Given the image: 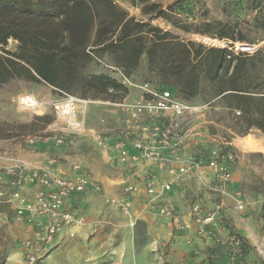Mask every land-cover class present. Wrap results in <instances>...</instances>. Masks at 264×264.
Masks as SVG:
<instances>
[{
	"label": "rangeland",
	"instance_id": "rangeland-1",
	"mask_svg": "<svg viewBox=\"0 0 264 264\" xmlns=\"http://www.w3.org/2000/svg\"><path fill=\"white\" fill-rule=\"evenodd\" d=\"M114 1L131 16L169 30L182 40L204 43L209 37L218 44L241 41L182 28L184 24L196 28L217 20L234 23L246 41L261 45L264 54V9H250V0ZM150 2L164 9L173 4V21L145 13L142 7ZM18 47L16 40H9L8 49L15 52ZM143 57L129 75L112 55H93L86 72L106 73L124 83L129 92L122 98L84 97L25 78L12 79L0 87V264H27L29 251L37 252L43 264H264V132L253 127L245 135L240 133L225 103L219 97L212 98L210 84L203 81L200 96L192 102L183 100L179 89L173 93L197 108L181 119L182 137L167 151L175 171H163L169 177L166 182L172 185L171 190L176 182L181 187L172 201L166 195L171 190L156 197H164L162 203L151 199L146 179L156 171L141 176L140 166L156 165L155 160H121L117 154V141L114 144L113 140L134 123L133 104L146 95L142 86L158 89L163 83ZM24 94L41 100V109L22 108L19 98ZM71 97L84 124L80 130L58 115L54 107L57 101ZM43 115L50 116L51 121L46 125L42 121L37 126L30 124ZM144 121L141 117L137 125ZM161 121L176 122V118ZM140 136L147 138L142 133ZM228 153L232 159L226 156ZM20 161L27 164V171H49L67 178L86 174L102 186V191H91V195L78 199L82 204L77 203L76 210L69 211L81 221L66 226L48 244L38 243L37 233L43 232L42 225L50 220L25 208L34 200L38 183L26 181L15 188L12 182L16 175L6 172ZM222 166L230 172L225 194L217 192ZM155 180L161 190L166 182L158 185L157 177ZM16 190L20 197H15ZM220 201L224 208L218 219L217 237L238 235L240 246L220 244L208 234H192L195 229L178 228L181 221L191 217L194 205L209 210ZM240 203L243 208L238 206ZM153 205L173 207L177 218L165 217L153 210ZM28 241L35 246L27 249Z\"/></svg>",
	"mask_w": 264,
	"mask_h": 264
},
{
	"label": "trees",
	"instance_id": "trees-1",
	"mask_svg": "<svg viewBox=\"0 0 264 264\" xmlns=\"http://www.w3.org/2000/svg\"><path fill=\"white\" fill-rule=\"evenodd\" d=\"M264 0H250L249 8H262ZM180 4L177 2L176 7ZM175 6L156 2L142 7L147 14L173 21ZM186 31L219 39L246 37L234 23L205 22ZM18 42V50L8 42ZM112 55L131 75L147 57L149 69L163 79L158 89L181 92L183 100L200 96L203 81L211 85L247 134L264 132V54H232L195 40H182L173 32L138 20L114 0H0V87L12 79L44 81L67 93L92 98L124 97L128 87L106 73L86 72L93 55ZM236 112H239L237 114ZM44 125L51 117H36L31 125Z\"/></svg>",
	"mask_w": 264,
	"mask_h": 264
},
{
	"label": "built area",
	"instance_id": "built-area-1",
	"mask_svg": "<svg viewBox=\"0 0 264 264\" xmlns=\"http://www.w3.org/2000/svg\"><path fill=\"white\" fill-rule=\"evenodd\" d=\"M264 9V1L262 3ZM213 41V40H212ZM221 44L211 42L208 39L204 43L211 47H220L231 50L235 54L245 53L253 54L261 50V45L251 42L243 41H219ZM146 91V95L138 99L133 104L132 120L134 123L128 125L121 130L118 140L115 144V150L119 154L121 160L148 159L156 161L157 169L173 173L175 169L171 165V158L168 157L167 151L178 141L181 136V122L182 118L187 112L194 111L197 107L182 102L179 100L171 90L150 89L148 84L142 86ZM22 108L29 110L41 109L42 101L32 94H24L19 98ZM56 113L64 117L74 129H82L84 124L78 118L77 107L74 97L64 101H57L54 104ZM141 117H145L146 122L138 124ZM176 118V122L165 123L161 120L164 118ZM144 120V119H143ZM140 133L147 138L141 137ZM147 139V141H144ZM130 147L132 151H130ZM229 159L233 158L232 154L226 155ZM225 156V157H226ZM226 157V158H227ZM28 167L25 162H19L16 166L10 167L6 170L7 173L16 175V179L12 182L15 188H18L23 182L38 183V191L32 202H27L25 208L40 216H47L50 220L48 223L42 225L43 232L37 233L38 243H50L54 241L57 234L60 233L66 226L76 223L78 218H75L72 212L66 209L69 199L75 195H83L91 193V191H102L101 184L86 174H79L74 178H67L60 175H55L52 172L40 171L33 169L27 171ZM184 170V169H182ZM3 174H0V179ZM156 173L151 174L146 179L148 192L154 198L160 196L162 192L171 190L172 185L169 182L162 184L161 190H158L156 185ZM220 185L217 192L221 194L226 193L227 186L230 184V172L222 166V171L219 174ZM15 197H20V191H15ZM23 202L24 200H20ZM153 201V200H152ZM155 204V203H154ZM153 210L168 217L170 219L177 218L176 211L172 207L165 205H153ZM243 208V204H238ZM224 204L220 201L215 203L211 209H204L201 205H194L190 212V218L181 221L178 224L179 229H195L200 235L208 234L217 238V241L228 242L234 246L241 245L240 237L235 234L230 235L226 239L217 237L218 219L223 211ZM34 242L28 241L26 243L27 249L33 248ZM27 264H43L38 253L29 251L27 256Z\"/></svg>",
	"mask_w": 264,
	"mask_h": 264
},
{
	"label": "crops",
	"instance_id": "crops-1",
	"mask_svg": "<svg viewBox=\"0 0 264 264\" xmlns=\"http://www.w3.org/2000/svg\"><path fill=\"white\" fill-rule=\"evenodd\" d=\"M117 139L118 138H114V144H115V142L117 141ZM113 147H114V145H113ZM114 149V148H113ZM115 151V150H114ZM116 154V153H115ZM141 168H142V171H141V176H143L144 174L146 175L148 172H151V171H156V173H157V183H158V185L159 184H161V183H164V182H166V181H168V179H169V177H168V175L166 174V173H163V171H161V170H159V169H157V167H156V165H154V164H150V165H142V166H140ZM144 177V176H143ZM180 190L181 189V187H180V185L178 184V182H176V183H173V188H172V190L170 191V192H168V194H166V195H168V196H170V198L169 199H171L170 201H172V199H173V194H174V192L176 191V190ZM92 193V192H91ZM91 193H87V194H83V195H75V197H73V198H71V199H69L68 200V202H67V205H66V209H68V210H71V211H75L76 210V206H77V203H79V204H82V203H80V201L78 200L79 198H82V197H84V196H88V195H91ZM165 196V195H164ZM167 199V198H166ZM156 201L157 202H159V203H162L163 201H164V197H160V198H158V199H156ZM174 202V201H173ZM174 204V203H173ZM177 212H178V214L180 215V209H177ZM188 214V213H187ZM189 218V216L187 217V218H185V220H187ZM75 227H77V226H75ZM197 234L198 236H199V234L197 233V232H193L192 231V234Z\"/></svg>",
	"mask_w": 264,
	"mask_h": 264
},
{
	"label": "bare ground",
	"instance_id": "bare-ground-1",
	"mask_svg": "<svg viewBox=\"0 0 264 264\" xmlns=\"http://www.w3.org/2000/svg\"><path fill=\"white\" fill-rule=\"evenodd\" d=\"M204 37H205V36H204ZM204 40H205V39H204ZM208 40L211 41V42H215L214 40L212 41L211 39H209V37H208Z\"/></svg>",
	"mask_w": 264,
	"mask_h": 264
}]
</instances>
